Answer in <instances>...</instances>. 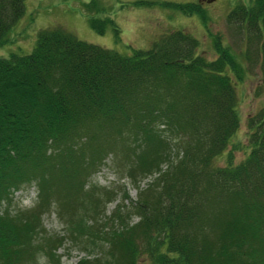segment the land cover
<instances>
[{
	"label": "trees",
	"instance_id": "1",
	"mask_svg": "<svg viewBox=\"0 0 264 264\" xmlns=\"http://www.w3.org/2000/svg\"><path fill=\"white\" fill-rule=\"evenodd\" d=\"M163 4L203 14L199 3ZM24 13L25 0H0V45ZM110 23L91 19L100 34ZM228 23L264 58V0L237 5ZM199 45L179 30L124 56L54 28L30 55L0 57V264L41 254L61 264L66 239L43 225L54 208L72 240L106 250L79 264H264V110L248 159L235 165L230 152L217 166L241 125L233 80L245 73L221 37L215 60ZM112 154L124 157L138 199L102 223L86 179ZM34 186L36 208L13 212L15 193Z\"/></svg>",
	"mask_w": 264,
	"mask_h": 264
},
{
	"label": "rangeland",
	"instance_id": "2",
	"mask_svg": "<svg viewBox=\"0 0 264 264\" xmlns=\"http://www.w3.org/2000/svg\"><path fill=\"white\" fill-rule=\"evenodd\" d=\"M143 2L154 3L153 5ZM199 3L203 14L184 15L172 6L163 3ZM239 4L250 5L251 0H25V13L0 45V57L30 55L42 31L61 28L80 40L116 51L124 56H133L135 50H149L161 37L173 31L184 30L195 37L200 45L197 54L209 60L218 56L215 41L221 37L225 46H230L243 64L244 81L234 78L238 94L240 128L231 137L229 148L215 163L229 166L228 155L234 153V164L248 159L254 145L250 140L252 120L264 110V58L258 54V42L244 35L228 23V16ZM91 19H110L104 34L93 29ZM249 57V58H248ZM124 157L110 155L104 164L86 179L87 190L95 192L103 202L100 216L104 223L118 205L131 206L138 199V190L123 164ZM152 178L145 179V188ZM39 204L36 186L15 193L13 212L33 210ZM138 221L137 217L133 222ZM68 220L60 208L43 216V225L49 235L64 237V245L56 252L61 264H79L88 259H104L106 250L86 249L72 240ZM33 264H56L44 254Z\"/></svg>",
	"mask_w": 264,
	"mask_h": 264
}]
</instances>
